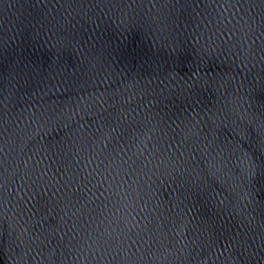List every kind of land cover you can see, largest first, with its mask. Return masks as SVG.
<instances>
[{"label":"water","instance_id":"obj_1","mask_svg":"<svg viewBox=\"0 0 264 264\" xmlns=\"http://www.w3.org/2000/svg\"><path fill=\"white\" fill-rule=\"evenodd\" d=\"M261 169L264 0H0V264H264Z\"/></svg>","mask_w":264,"mask_h":264},{"label":"snow or ice","instance_id":"obj_2","mask_svg":"<svg viewBox=\"0 0 264 264\" xmlns=\"http://www.w3.org/2000/svg\"><path fill=\"white\" fill-rule=\"evenodd\" d=\"M252 166L255 167V162L254 161L252 162ZM261 171H264V169H261Z\"/></svg>","mask_w":264,"mask_h":264}]
</instances>
